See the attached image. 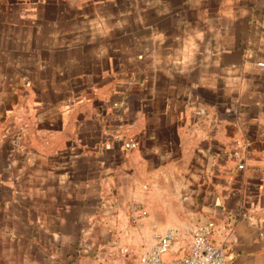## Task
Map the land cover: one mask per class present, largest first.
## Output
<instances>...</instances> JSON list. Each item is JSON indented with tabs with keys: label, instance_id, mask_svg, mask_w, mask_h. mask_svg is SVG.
Segmentation results:
<instances>
[{
	"label": "crops",
	"instance_id": "crops-1",
	"mask_svg": "<svg viewBox=\"0 0 264 264\" xmlns=\"http://www.w3.org/2000/svg\"><path fill=\"white\" fill-rule=\"evenodd\" d=\"M205 225L264 264V0H0V264Z\"/></svg>",
	"mask_w": 264,
	"mask_h": 264
},
{
	"label": "built area",
	"instance_id": "built-area-1",
	"mask_svg": "<svg viewBox=\"0 0 264 264\" xmlns=\"http://www.w3.org/2000/svg\"><path fill=\"white\" fill-rule=\"evenodd\" d=\"M135 145L131 140H124L122 143L124 149L133 148ZM238 167H242V164ZM210 235L211 228L208 225L193 227L187 252L181 257L166 259L165 255L178 236L176 231L168 230L158 235L152 246L140 254L138 264H223V250L213 244Z\"/></svg>",
	"mask_w": 264,
	"mask_h": 264
},
{
	"label": "rangeland",
	"instance_id": "rangeland-1",
	"mask_svg": "<svg viewBox=\"0 0 264 264\" xmlns=\"http://www.w3.org/2000/svg\"><path fill=\"white\" fill-rule=\"evenodd\" d=\"M181 237V239L183 238V236H180ZM180 239V238H179ZM178 242V239L176 240V243ZM176 243H174V244H176ZM172 247V246H171ZM175 249H176V251H179V249H181L182 248V246H180V245H178V244H176V245H174L173 246ZM173 248V252L175 251V249ZM178 249V250H177Z\"/></svg>",
	"mask_w": 264,
	"mask_h": 264
}]
</instances>
